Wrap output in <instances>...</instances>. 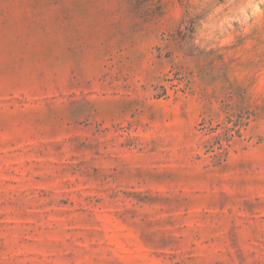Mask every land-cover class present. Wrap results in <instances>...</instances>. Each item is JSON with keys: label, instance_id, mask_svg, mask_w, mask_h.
<instances>
[{"label": "rangeland", "instance_id": "374dc122", "mask_svg": "<svg viewBox=\"0 0 264 264\" xmlns=\"http://www.w3.org/2000/svg\"><path fill=\"white\" fill-rule=\"evenodd\" d=\"M257 6L0 0V264H264Z\"/></svg>", "mask_w": 264, "mask_h": 264}, {"label": "clouds", "instance_id": "9594fccd", "mask_svg": "<svg viewBox=\"0 0 264 264\" xmlns=\"http://www.w3.org/2000/svg\"><path fill=\"white\" fill-rule=\"evenodd\" d=\"M254 13L257 16H264V10H261L258 6L254 9Z\"/></svg>", "mask_w": 264, "mask_h": 264}, {"label": "trees", "instance_id": "16d2710c", "mask_svg": "<svg viewBox=\"0 0 264 264\" xmlns=\"http://www.w3.org/2000/svg\"><path fill=\"white\" fill-rule=\"evenodd\" d=\"M222 149H223V148H222ZM222 149H221V150H222ZM223 155H224V153L222 152V153L220 154V157L222 158V157H223Z\"/></svg>", "mask_w": 264, "mask_h": 264}]
</instances>
